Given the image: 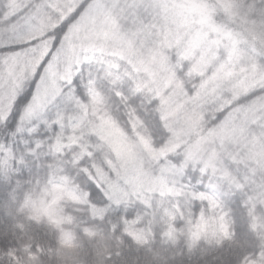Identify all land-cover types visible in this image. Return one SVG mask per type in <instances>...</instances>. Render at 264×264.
I'll use <instances>...</instances> for the list:
<instances>
[{
  "label": "snow or ice",
  "instance_id": "1",
  "mask_svg": "<svg viewBox=\"0 0 264 264\" xmlns=\"http://www.w3.org/2000/svg\"><path fill=\"white\" fill-rule=\"evenodd\" d=\"M5 9L0 13V93L5 100L0 123L7 125L15 109L19 132L20 124L42 118L63 98L75 111L44 121L49 131L57 128L49 150L60 156L64 147L73 149L71 164L90 187L102 190L94 166L86 163L93 153L84 143L82 121L99 111L104 97L93 79L83 84L85 99L74 85L83 65L103 64L118 100L127 104L131 96L147 97L156 113L155 131L163 138L160 145L151 144L155 163L144 173L160 197L157 206L143 189L134 191L152 211L125 213L113 232L119 229L144 247L155 238L157 226L164 240L176 244L182 238L189 251L202 242L220 244L235 237L224 201L239 192L255 241L239 253L237 264H264V216L256 214L258 206L264 207V131L257 134L251 127L264 129V64L259 62L264 58V0H7ZM218 15L224 23H217ZM236 22L241 31L230 27ZM134 114L132 109L129 115ZM66 120L72 130L67 144ZM12 159L11 150L0 145V172L10 171ZM239 164L248 169L243 176L230 166ZM189 170L199 173L195 186L183 183ZM61 173L57 168L42 187L38 182V190L26 192L20 207L33 221L46 220L55 228L57 254L66 264H79V244L62 228L74 217L66 216L59 202L84 204L93 219L103 220L109 208L127 204L130 196L105 194L109 203L100 207L92 203L91 191ZM83 232L96 234L91 226ZM26 251L35 264V254Z\"/></svg>",
  "mask_w": 264,
  "mask_h": 264
},
{
  "label": "trees",
  "instance_id": "2",
  "mask_svg": "<svg viewBox=\"0 0 264 264\" xmlns=\"http://www.w3.org/2000/svg\"><path fill=\"white\" fill-rule=\"evenodd\" d=\"M252 3L253 0H246ZM260 3L261 0H255ZM7 0H0V13L5 11ZM222 16L216 17L220 23ZM231 27V25H230ZM3 35V25H0V37ZM242 51L247 50V45L241 43ZM259 62L262 60L259 58ZM93 79L103 94L104 104L98 112L90 113L82 123L89 133V124L103 118L109 123L124 140L133 144L136 142L160 145L163 138L155 131L154 118L156 113L148 103L146 96H131L129 103L118 100L113 95L112 86L105 77V66L101 63L85 64L77 77V93L81 99H85L83 84ZM118 87H120L118 85ZM29 88V83L24 84V91ZM122 90L129 95L127 82ZM3 93H0V103H4ZM135 109L134 115H129ZM72 105L65 102L63 98L55 101L48 108L42 118L26 121L20 124L21 131L17 132V122L20 119V112L13 109V116L10 117L7 125L0 123V145L10 149L14 159L10 160V171L0 172V264H32L29 260L30 249L36 256L35 264H66L57 254L59 248L58 231L51 227L46 220L35 222L30 219L27 210L21 209L24 194L30 190H38L50 178L51 173L62 168V175L69 178L70 182L80 185L82 188L92 192L91 201L93 204L104 207L109 202L104 199L105 192L90 187L79 169L71 164L74 156L73 149L63 148L60 156H56L49 150L51 138L55 135L57 128L52 126L49 131L44 121H51L56 114L63 113L69 116L74 113ZM252 131L260 133L264 129L253 124ZM66 132L71 130V123L66 120ZM95 138V135L90 134ZM92 138V137H91ZM37 141L42 146L37 147ZM239 151V149H237ZM92 153V152H91ZM23 161L19 163V161ZM62 161V164H61ZM101 152L93 153L92 160L86 161L94 166L93 175L96 182L100 183L96 168L101 167ZM49 165H53L50 169ZM237 176H243L248 169L244 164L230 165ZM254 166V165H253ZM261 176L257 173L256 180ZM200 180L198 172L189 170L183 177V183L196 185ZM101 184V183H100ZM160 197H152L153 207L157 206ZM244 195L234 193L225 197V206L230 210V219L235 231V237L223 241L220 244L201 243L198 248L189 251L184 240L180 238L176 244L164 240L160 235V227H156V236L151 239L148 246H137L130 238L121 235L119 229L113 232L112 226L120 224V217L127 212L133 215L150 213L152 209L145 208L139 200H130L119 208L112 206L107 215L100 219H93L91 213L84 204L74 207L72 201H60L66 216L74 217L73 222H65L62 225L64 231L73 234L79 244V264H237L239 253L249 248L251 242L255 241V235L249 230V217L247 209L243 206ZM258 216H264V207L256 209ZM22 226V227H21ZM85 226H91L95 230V236H87L83 232ZM39 246L40 251H37ZM12 252L15 259H12L9 252ZM119 253V255H117ZM111 254V260L108 255Z\"/></svg>",
  "mask_w": 264,
  "mask_h": 264
},
{
  "label": "rangeland",
  "instance_id": "3",
  "mask_svg": "<svg viewBox=\"0 0 264 264\" xmlns=\"http://www.w3.org/2000/svg\"><path fill=\"white\" fill-rule=\"evenodd\" d=\"M224 22L225 18L222 16L220 23ZM231 28L235 31L242 30L239 22L231 24ZM260 59L264 64V58ZM89 126V133L95 135V138L86 134L84 143L90 146V152H96V154L101 152L102 169L96 168L95 170L99 182L104 186L105 194L126 199L130 196V200H139L134 191L143 189L150 199L154 195L159 196L149 187L148 180L144 176L145 172L153 170L155 163L152 153L149 151L150 147L142 142L133 144L127 142L109 123H105L103 118H99L97 122L89 124ZM63 131L65 144H67V137L72 134V131ZM155 175H159V172L157 171ZM65 200L68 199L64 198L61 201Z\"/></svg>",
  "mask_w": 264,
  "mask_h": 264
}]
</instances>
